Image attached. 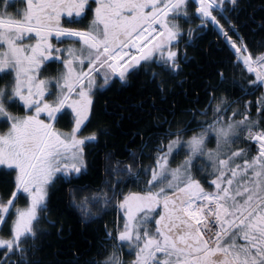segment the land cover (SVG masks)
<instances>
[{"label": "snow or ice", "instance_id": "1", "mask_svg": "<svg viewBox=\"0 0 264 264\" xmlns=\"http://www.w3.org/2000/svg\"><path fill=\"white\" fill-rule=\"evenodd\" d=\"M192 2L200 26L211 23L232 50L234 66L255 77L247 88L264 86V50L249 49L226 14V0ZM227 2L234 10L237 0ZM8 7L9 0H0V79L9 78L0 87V122L8 125L0 133V168L15 175L11 198L0 200V222L18 193L26 196L27 204L15 208L10 235L0 236V264H32L28 253L34 245L27 242L37 238L36 224L47 208L50 187L58 174L79 176L86 167V144L98 142L95 132L78 135L90 117L97 76H102L99 87L104 88L113 77L125 83L142 69L155 79L160 73L152 70L153 64L168 73L178 72L175 45L182 28L177 21L188 17V0H26L24 10L16 13ZM216 11L227 21V29L213 14ZM187 31L191 38L193 29ZM53 39L57 44L71 43L57 47ZM50 63L59 65L55 75L41 78ZM218 77L220 84L227 80L223 71ZM209 86L213 91L207 106L189 110L200 131L184 139L192 121L177 122L173 128L165 119L169 126L157 134L154 145L142 141L138 151L129 153L132 162L121 167L117 160L106 169L114 182L106 179L107 190L94 193L91 202L101 213L114 208L123 223L118 221L111 229L104 226V240L114 241L113 250L103 261L86 264H125L117 252L125 245L129 255L134 253L127 264H264V95L258 101L257 119L250 114V102L243 111L234 108L228 115L231 104L240 100L217 96L216 85ZM159 87L164 90L162 80ZM19 102L32 114L10 111ZM65 109H71L74 121L68 132L54 126L57 114ZM209 109L210 120L196 119L197 114L207 117ZM42 113L46 120L40 119ZM209 133L215 148L207 147ZM240 140L253 144L254 154L249 148L234 147ZM181 149L187 155L172 167ZM145 154L152 162L138 164L137 156ZM122 174L143 188L124 192ZM69 194L72 204L83 211L89 197L77 201L71 188ZM108 247L100 244L104 252Z\"/></svg>", "mask_w": 264, "mask_h": 264}, {"label": "trees", "instance_id": "2", "mask_svg": "<svg viewBox=\"0 0 264 264\" xmlns=\"http://www.w3.org/2000/svg\"><path fill=\"white\" fill-rule=\"evenodd\" d=\"M237 4L236 11L227 15L237 25L251 51L264 50V0H237ZM195 8L192 0H188V17L177 21L182 28L179 43L175 45L180 56L178 72L168 73L153 64L152 70L160 73L155 79L142 69L131 75L125 83L113 77L114 81L104 91L96 93L89 120L78 135L85 137L95 132L98 142L86 144V167L81 170L79 176L73 174L71 178H66L61 174L50 187L45 210L47 220L41 223L35 241L27 242L34 245L28 253L32 264H86L87 261H103L112 252L111 245L114 241L104 240V226L107 225L111 229L118 221L121 225L123 221L119 219L114 208L110 207L101 213L98 211L99 205L91 202L94 193L107 190L108 185L104 183L106 179L110 183L114 182V175L106 173V169L113 167L117 160L121 162V167L132 162L129 153L138 151L142 141L154 145L159 138L157 134L169 126L163 123L165 119L173 122V128L177 122L187 124L192 121L187 124L190 129L186 134L188 136H191L193 131L200 130L189 110L207 106L208 94L213 91L210 84L216 85L217 96L224 94L229 97V101L240 100L239 103L231 104L228 115L234 108L243 111L245 104L250 102V114L253 119L258 118L257 106L259 99L264 95V87L247 88L248 81L255 77L243 70L242 66H234L235 57L232 50L211 23L200 26L201 21L195 15ZM213 14L225 27L228 26L218 11ZM189 28L193 29L191 38L188 36ZM229 34L236 39L235 33L229 31ZM66 45L64 41L62 47ZM50 71L47 68L43 75L54 74ZM220 71L227 77L222 84L218 83ZM7 79L9 78L0 79V87ZM161 80L163 91L159 87ZM47 99L51 101L53 97L48 96ZM10 110L20 116L25 112L22 102L11 106ZM64 112L59 115L55 127L59 126L63 128L59 129L60 131L68 132L72 124L61 117ZM211 115L209 109L207 117L197 114L196 119L210 120ZM261 127H264V121ZM239 145L236 143L234 147L249 148ZM252 148L255 147H250L253 152ZM108 153H112L110 158H106ZM136 162L147 166L152 162V157L147 154L137 156ZM121 181L120 187L124 192L140 191L143 188L142 183L137 187L131 178L123 174ZM85 185L87 187H83ZM13 187L10 174L1 171L0 200L7 199ZM70 188L74 189L75 193L81 192L79 199L89 197V206L83 211L72 204ZM101 243L108 244L107 252L100 248ZM117 252L125 264L134 259V253L129 255L126 245L117 249ZM0 258H3L2 252ZM11 259L16 260L17 257L12 256Z\"/></svg>", "mask_w": 264, "mask_h": 264}, {"label": "flooded vegetation", "instance_id": "3", "mask_svg": "<svg viewBox=\"0 0 264 264\" xmlns=\"http://www.w3.org/2000/svg\"><path fill=\"white\" fill-rule=\"evenodd\" d=\"M94 3L92 4V7L94 8ZM237 6H238V4H236V6H235V9L234 10H232L233 9V6L230 4V3H228L227 2V0H226V3H225V9H226V12L229 14V13H232V12H234V11H236V9H237ZM66 26H68V25H66ZM73 26H75V25H73ZM53 40H55V39H53ZM66 41V44L68 45L69 43H71L70 41H67V40H65ZM32 43H34V40L32 41ZM52 43L53 44H55L57 47H62V44H57V42L55 43V42H53L52 41ZM59 65H54V63H50L49 65H48V67L47 68H49L51 71L50 72H54V74H52V75H43V73L41 74V78H45V77H49V76H53V75H55V71H54V69L55 68H57ZM97 88L94 90L95 91V94L93 95V102H94V97L96 96V93L97 92H101V91H104L113 81H114V79L115 78H112L111 80H110V83H109V85H107V86H105L104 88H101V87H99L100 85H103V78H102V76H97ZM53 93H55V88H54V86L50 89ZM64 111V110H63ZM61 114V113H60ZM60 114H57L58 115V117H59V115ZM23 115H31V112H28L26 109H25V112L22 114V116ZM229 115H231V114H229ZM41 119L42 118H44V120H46L47 119V117H46V114H44V113H42L41 115ZM236 119H241V118H236ZM55 123H56V121L54 122V126H55ZM72 126H73V124L71 125V127H70V130H71V128H72ZM236 143H239L240 145L242 144V145H246L247 147H249V149H250V147L251 146H253L252 144H250V143H247V142H245V141H243V140H240V141H237ZM239 145V146H240ZM236 147H238V146H236ZM253 149V152L255 151V148H252ZM84 155H85V153H84ZM86 155H85V164H86ZM1 171H5V170H3L2 168H0V172ZM6 172V171H5ZM2 174H4L3 172H2ZM59 175H61V174H58V176ZM63 175V174H62ZM4 177H7V176H4ZM9 181V180H8ZM207 187V186H206ZM77 189V188H76ZM80 190V189H79ZM12 191H14V187L12 188V190H11V192H10V194H9V196H8V198L7 199H5L4 201L6 202L9 198H11V193H12ZM81 195V192H79V193H76V197H77V201H79L80 199H79V196ZM82 198V197H81ZM15 199V204H14V206L12 207V209H11V211L8 213V214H6V219H5V221L4 222H0V236H5V238H7L9 235H10V228H11V225H12V221L14 220V218H15V216H14V213H15V208L16 207H20V208H23V207H25L26 206V204H27V198H26V196L24 195V194H22V193H18V196H17V198H14ZM48 203V202H47ZM45 216H46V214H45V211L41 214V219H40V221L36 224V229L38 230L39 228H40V225H41V223H43L44 221H46L47 219L45 218Z\"/></svg>", "mask_w": 264, "mask_h": 264}, {"label": "rangeland", "instance_id": "4", "mask_svg": "<svg viewBox=\"0 0 264 264\" xmlns=\"http://www.w3.org/2000/svg\"><path fill=\"white\" fill-rule=\"evenodd\" d=\"M25 7H26V0H9L8 11L10 13H16V11L18 9L22 12ZM32 41L25 40V43H32ZM52 41L56 43V40H52ZM64 111L65 112L62 114L61 117H63L64 119L69 120L70 123L73 124V117H72V114H71V109H65ZM19 112H21V110ZM40 119H41V116H40ZM42 120H44V118H42ZM7 127H8V125L6 123L0 122V130H1L0 133L6 132L7 131ZM55 128L58 129V130L59 129H63V128L59 127V126H56ZM198 131H200V130H198ZM209 135L213 136L211 133H209ZM185 137H188V135H185ZM209 146H211L212 148H215V139H214V137L209 141ZM209 146H207V147L209 148ZM186 155H187V151L185 149H181L180 153L178 155H176L174 157V159L172 160V167H175L176 164L179 163L180 161H182ZM198 162H200V161H198ZM84 163H85V155H84ZM14 175H15L14 172H12L10 174V177L12 178V180L14 178ZM205 186H207V185H205ZM87 206H89V204H87ZM3 237H5V236H3Z\"/></svg>", "mask_w": 264, "mask_h": 264}]
</instances>
